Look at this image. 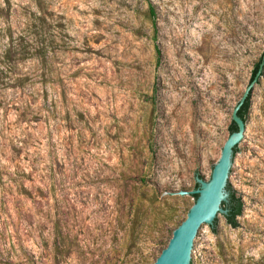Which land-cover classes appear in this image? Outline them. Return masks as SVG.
Instances as JSON below:
<instances>
[{
  "label": "rangeland",
  "instance_id": "1",
  "mask_svg": "<svg viewBox=\"0 0 264 264\" xmlns=\"http://www.w3.org/2000/svg\"><path fill=\"white\" fill-rule=\"evenodd\" d=\"M27 42L44 57L0 66V264H153L264 57V0H0V54ZM245 124L238 227L192 264H264V65Z\"/></svg>",
  "mask_w": 264,
  "mask_h": 264
},
{
  "label": "water",
  "instance_id": "2",
  "mask_svg": "<svg viewBox=\"0 0 264 264\" xmlns=\"http://www.w3.org/2000/svg\"><path fill=\"white\" fill-rule=\"evenodd\" d=\"M263 65L264 61L260 63L255 77L232 111L231 121L237 129L230 133L224 142L220 157L213 166L210 179L207 180L206 174H202L201 178L196 177L197 188L194 191L179 192V195L190 194L196 195L197 198L189 208L185 219L173 230L167 246L153 264H190L193 262L194 254L202 251L197 242L205 229L212 227L215 219H217V226L221 215L227 214V211L222 208V204L229 200L228 183L238 196L239 166L236 154L233 158L234 148L238 146L239 150L250 141V128L244 124L237 113L260 77Z\"/></svg>",
  "mask_w": 264,
  "mask_h": 264
},
{
  "label": "trees",
  "instance_id": "3",
  "mask_svg": "<svg viewBox=\"0 0 264 264\" xmlns=\"http://www.w3.org/2000/svg\"><path fill=\"white\" fill-rule=\"evenodd\" d=\"M148 14L149 18L154 22V10L151 5H149L148 8ZM154 24V23H153ZM45 55V49L44 48H37L34 49V46L30 45L28 42L25 44H18L17 51L13 50L12 44L9 46V49H4L2 53L0 54V66L3 65H14V63H18L20 61H25L29 59L41 58ZM264 61V57L259 59V61L254 65V68L251 72L250 82L255 77L258 67L260 63ZM262 76V71L260 73V77ZM259 80V78H258ZM257 80V81H258ZM250 96L251 92L249 93V96L245 100L244 104L240 107L237 115L238 117L244 122H246L248 111L250 108ZM236 125L231 121L229 125V134L236 131ZM238 152V146L234 148V155ZM231 172V171H230ZM195 188H197V184L195 183ZM227 190L229 192V200L227 203L222 204V208L227 211V214L224 217L226 223L233 229L238 227L237 218L240 217L243 213V206L244 203L240 197L237 196L236 191L232 189L231 185L227 184ZM194 199L196 200L197 196L193 195ZM195 202V201H194ZM216 220L214 221V225L210 227L212 232H215L216 227ZM179 226V225H178ZM192 264V262L190 263Z\"/></svg>",
  "mask_w": 264,
  "mask_h": 264
}]
</instances>
